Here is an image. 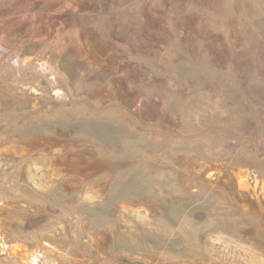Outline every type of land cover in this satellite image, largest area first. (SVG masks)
Instances as JSON below:
<instances>
[{
	"label": "rangeland",
	"instance_id": "rangeland-1",
	"mask_svg": "<svg viewBox=\"0 0 264 264\" xmlns=\"http://www.w3.org/2000/svg\"><path fill=\"white\" fill-rule=\"evenodd\" d=\"M0 264H264V0H0Z\"/></svg>",
	"mask_w": 264,
	"mask_h": 264
}]
</instances>
